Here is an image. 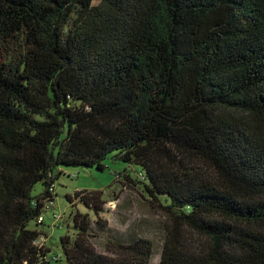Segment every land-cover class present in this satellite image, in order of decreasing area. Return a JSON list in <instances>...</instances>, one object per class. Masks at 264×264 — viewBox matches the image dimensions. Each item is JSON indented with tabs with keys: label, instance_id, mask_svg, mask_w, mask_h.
<instances>
[{
	"label": "trees",
	"instance_id": "1",
	"mask_svg": "<svg viewBox=\"0 0 264 264\" xmlns=\"http://www.w3.org/2000/svg\"><path fill=\"white\" fill-rule=\"evenodd\" d=\"M109 159L171 219L159 263L78 213L42 242L60 177ZM0 264H264V0H0Z\"/></svg>",
	"mask_w": 264,
	"mask_h": 264
},
{
	"label": "rangeland",
	"instance_id": "2",
	"mask_svg": "<svg viewBox=\"0 0 264 264\" xmlns=\"http://www.w3.org/2000/svg\"><path fill=\"white\" fill-rule=\"evenodd\" d=\"M190 166L206 177H214L205 165ZM78 170L65 171L54 188L55 201L48 205L43 221L45 227L40 228L46 235L43 237V244L54 254L60 255V238H73L78 234L73 228V218L78 213L88 217L93 229L90 231L93 236L90 241L99 254L119 258V245L123 240L138 236L152 242V261L159 263L171 219L157 200L150 197L144 189L140 170L112 159L106 161L104 172L95 169ZM42 191L43 186L38 185L33 193L39 195ZM79 192L96 194L97 197L99 195L103 210L97 213L82 205L76 197ZM67 196L72 198V203ZM103 227L106 229L101 231Z\"/></svg>",
	"mask_w": 264,
	"mask_h": 264
}]
</instances>
